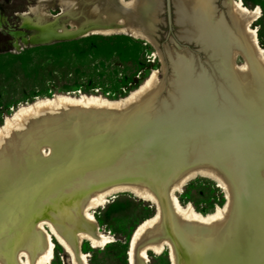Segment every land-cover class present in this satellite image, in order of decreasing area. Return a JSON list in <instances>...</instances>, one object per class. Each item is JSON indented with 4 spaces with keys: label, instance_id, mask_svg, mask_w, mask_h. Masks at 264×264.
I'll list each match as a JSON object with an SVG mask.
<instances>
[{
    "label": "rangeland",
    "instance_id": "374dc122",
    "mask_svg": "<svg viewBox=\"0 0 264 264\" xmlns=\"http://www.w3.org/2000/svg\"><path fill=\"white\" fill-rule=\"evenodd\" d=\"M157 1L154 23L148 29L139 23L129 24L153 39V45L125 33L79 34L30 44L27 40L37 33L27 27L39 17H48L60 33L63 29L70 33L69 30L78 28L65 18L67 11L89 9L94 27H105V20L96 7L89 5L92 0H0V126L16 110L37 100L55 95H85L120 101L153 76L157 81L153 91L134 105L131 118L99 144L86 146L80 142L66 151L57 145L48 147L43 141L47 128L70 129L72 124V118H64L63 110L55 108L47 115H34L29 130L19 128L14 139L1 141L0 165L9 151L15 158L18 151L29 164L30 146L43 148L39 158L48 165L34 177L37 192L40 190L35 195L36 206L33 210L31 206L20 207L22 216L30 212L34 217H43L48 211L46 195H41L43 186L51 185L55 203L71 207L90 173L137 162L140 151L154 155L149 145L140 143H192V155H203L229 181L234 205L228 223L216 232L206 252L191 253L178 246L177 264H241L239 236L243 231L240 233L237 227L240 223H244L253 244V264H264V91L258 89L264 83V71L251 60L249 82L244 83L227 68L222 56L225 49L202 46L192 38L190 29L177 22L176 0ZM242 1L247 8L259 10L252 29L264 56V0ZM213 8V17L222 22L225 34H235L237 23L232 20L225 0H214ZM110 13L121 17L117 12ZM91 36L96 39H90ZM234 40L233 49L245 44L239 35ZM57 43L67 45L52 50L36 49ZM237 63L243 64L240 57ZM176 64L183 72L178 71ZM208 102H216L220 111ZM82 114L85 113L80 117ZM98 149L101 158H95ZM250 168L252 175L247 174ZM175 195L182 208L190 204L202 216L212 214L226 202L218 184L201 176L189 181ZM7 201L0 176V210L6 209ZM92 215L112 242L98 249H91L88 242L82 243V251L89 254L88 263L128 264L132 234L139 224L156 215V208L124 191L93 210ZM13 237V227L0 215L1 256L10 255ZM52 241L55 249L51 264H71L70 255L55 239ZM148 264H170L168 252L149 253Z\"/></svg>",
    "mask_w": 264,
    "mask_h": 264
},
{
    "label": "bare ground",
    "instance_id": "6f19581e",
    "mask_svg": "<svg viewBox=\"0 0 264 264\" xmlns=\"http://www.w3.org/2000/svg\"><path fill=\"white\" fill-rule=\"evenodd\" d=\"M213 1L176 0L175 15L177 22L190 29L192 38L202 46L210 47L211 45L215 48L218 46L222 50L225 49L222 56L225 57L224 61L227 68L241 81L248 83L252 72L251 60L255 61L264 71L263 51L259 46L256 32L252 29L259 16V10L247 8L242 0H225L232 20L237 23L238 27L237 32L230 35L225 34L226 28L222 22L213 17ZM158 4L157 0H92L89 5L96 7L99 13H102L101 19L105 20L103 22L105 27H94L96 24L92 22V11L89 9H74L67 11L65 18L72 20L78 28L69 30L70 33L64 29L61 33L56 32L54 23L50 24L48 17H39L36 23L27 27L30 31L35 30L37 33L30 37L27 42L42 44L52 41L56 37L125 33L155 45L153 39L130 27L129 24L139 23L148 29L154 23ZM110 12H117L121 17L116 18ZM238 35L243 38L244 46H248L251 58L246 54L244 46L233 49L234 39L238 38ZM228 50L230 53H227ZM239 57L243 61L241 65L237 63ZM177 68L178 71L183 72L178 65ZM156 82L155 76H153L139 90L120 101H107L100 97L85 95L78 98L69 95H55L50 99L37 100L30 105L19 108L11 117L4 119L0 126V144L6 139H14L15 132L19 128L29 130L34 115H47L49 111L55 108L63 110L64 118H72V122L77 123L75 126L71 124L70 129L64 127L47 128L43 133V141L48 147L57 145L66 151L86 139L93 141L98 139L101 142L113 131L112 121L139 102L147 93L152 92L156 87ZM262 85L260 87L258 85V89L264 91V83ZM244 87L247 85L245 84ZM208 103L215 110L220 111L221 107L217 106L216 102ZM86 108L91 109L87 112ZM91 111L92 113H90ZM83 112L85 114L82 115L85 116H82L83 120H79L80 114ZM14 149L17 151L15 145ZM29 150L31 153L29 164H26L24 157L18 151L16 158L11 157L9 151L5 161L0 165L2 169L0 176L8 195L7 207L0 210V215L13 227L14 234L10 245L12 261L0 255V264H51L55 249L52 238L70 255L71 264H89L87 260L89 254L82 251V243L88 242L91 249H98L104 248L112 242L110 237L101 232L92 215L93 210L103 207L115 194L124 191L135 194L156 208V215L139 224L134 230L127 251L128 264H148L149 253L161 255L164 252H168L170 264H177L176 246L166 236L163 211L153 188L147 183L135 180L132 175H121V178H117L114 184L108 186L90 185L84 191H80L71 206H74L73 208L68 204L55 203L51 197L53 193L51 185L43 186L41 195H46L47 213L43 217H34L30 212L22 216L20 209L22 205L31 206L32 210L36 206L34 199L40 190L37 192L34 177L38 176L48 165L45 160L39 158L43 148L32 144ZM187 160L189 161V159ZM172 169L171 166L169 170L172 172L176 170V174L166 186L165 195L167 206L175 220L191 230H201L204 227L220 229L225 226L232 214L234 194L223 173L208 163L203 155L199 154L195 155L192 160L190 159L188 164L178 169ZM198 176L215 181L225 193L226 202L224 206L217 207L212 214L206 216L197 213L190 204L182 208L175 195V193L181 192L182 187L189 181Z\"/></svg>",
    "mask_w": 264,
    "mask_h": 264
},
{
    "label": "water",
    "instance_id": "95a60500",
    "mask_svg": "<svg viewBox=\"0 0 264 264\" xmlns=\"http://www.w3.org/2000/svg\"><path fill=\"white\" fill-rule=\"evenodd\" d=\"M87 35L88 34H85V36ZM244 50L248 57H250V50L248 46L245 45ZM134 105L131 108L125 110L119 116V118L112 121L113 131L118 129L131 118V111ZM90 113H92V111ZM79 120H83L82 117H80ZM76 123L77 122H72V125L75 126ZM83 143H85L86 146H93L99 144L100 141H98V139L94 141L92 139H86ZM140 144L143 146L149 145L148 147L153 151L154 155L148 156L146 152L140 151V158L137 162L127 163L122 168L110 167L109 170L92 172L85 177V181L83 182L84 187L82 186V190L84 191L92 184L108 186L114 184L117 178H121V175H132L135 180L147 183L153 188L158 198L160 204L159 206L163 211L166 236L175 244L176 250L179 246L182 250L185 248L191 253H196L198 251L206 252L205 250L208 248V246H211L213 241L212 239L219 229L213 227H204L201 228V230H191L190 228H186L179 224L167 206L165 195L166 186L172 180L174 174H176V170L172 172L169 169L171 166L173 168L172 170L178 169L188 164L190 159L192 160V158H194L191 151L192 147H194L193 144L165 142L163 145H161L160 142L155 141H151L148 144L147 142ZM96 151L98 154L95 158H101V150L98 149ZM151 157L155 158V160H153ZM187 159H189V161ZM155 168H160L159 172L154 173L151 171ZM252 168H250L247 174L252 175L254 172L252 171ZM163 179L164 181H162ZM167 211H169V217ZM243 226L244 223H240L237 226L240 233L241 230L243 231V234L239 236L240 246L242 248V255L239 262L241 264H253L255 251L253 250L252 241L247 236L246 228H243ZM7 259L12 261L11 255H8Z\"/></svg>",
    "mask_w": 264,
    "mask_h": 264
},
{
    "label": "trees",
    "instance_id": "16d2710c",
    "mask_svg": "<svg viewBox=\"0 0 264 264\" xmlns=\"http://www.w3.org/2000/svg\"><path fill=\"white\" fill-rule=\"evenodd\" d=\"M89 38L90 39L91 38L96 39V36H91ZM89 38H86V39H89ZM72 43L76 44L75 42H72ZM65 45H67V44L66 43H57V44H53V45H49V46H45V45L38 46V47H36V49L52 50V49H56V48H59V47L65 46Z\"/></svg>",
    "mask_w": 264,
    "mask_h": 264
}]
</instances>
